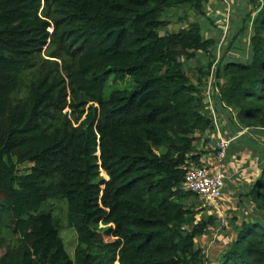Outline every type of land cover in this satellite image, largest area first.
I'll use <instances>...</instances> for the list:
<instances>
[{
    "label": "trees",
    "instance_id": "16d2710c",
    "mask_svg": "<svg viewBox=\"0 0 264 264\" xmlns=\"http://www.w3.org/2000/svg\"><path fill=\"white\" fill-rule=\"evenodd\" d=\"M206 1L0 0V264H205L194 239L220 225L183 187L195 144L218 104L264 127V0L245 61H214L195 20L164 30L167 12L199 16ZM109 75L131 87L104 95ZM244 192L259 217L228 220L211 264H264V164Z\"/></svg>",
    "mask_w": 264,
    "mask_h": 264
},
{
    "label": "crops",
    "instance_id": "0c3cea01",
    "mask_svg": "<svg viewBox=\"0 0 264 264\" xmlns=\"http://www.w3.org/2000/svg\"><path fill=\"white\" fill-rule=\"evenodd\" d=\"M253 11L256 12L257 10L252 9L248 0H207L203 5L202 14L199 15L200 17H204L201 21L199 20V22L204 23V26L198 20L195 21L199 23L204 37L216 40L207 33L208 22L216 24L218 29L216 35L224 30L235 33L232 29L237 30L242 28L243 24L246 23V15ZM193 16L195 15L193 14ZM221 36L223 38L222 33ZM231 36L232 34L230 36L226 35L224 38L228 40ZM242 57L244 61L247 59V55ZM216 108L218 114L216 116L217 128L224 137L229 139V144L221 163V170L224 174V185L221 189V194L214 200V203L206 204L209 209H212V212L209 214L212 213L215 216L220 226H210L205 236L210 234L214 228L218 229L220 227L216 231L214 238L215 240L221 239L222 241L224 236L222 232L224 231V227L228 229V220L232 219L233 216L239 217L237 213L241 211L242 205L239 210H237V206L243 201L241 200V203H238L241 199H239V195L245 193V187H249L257 178L260 174L261 165L264 164V127H241L232 116H229V112L223 107L218 104ZM199 141L202 142V139ZM211 146L212 139L209 138L203 141V146L200 148L199 162L207 171H212L216 167L211 155ZM236 193H239V195L237 196ZM227 211L231 212L228 213ZM207 259L209 261V258ZM214 261L215 259L211 258L210 264Z\"/></svg>",
    "mask_w": 264,
    "mask_h": 264
},
{
    "label": "rangeland",
    "instance_id": "374dc122",
    "mask_svg": "<svg viewBox=\"0 0 264 264\" xmlns=\"http://www.w3.org/2000/svg\"><path fill=\"white\" fill-rule=\"evenodd\" d=\"M248 3H250L252 9H254L256 6H261V4L263 3V0H256L255 3H254V0H248ZM256 3H259V4H256ZM254 15H255L254 11L248 13L245 17L246 23L243 24L242 28L237 29V30L232 29V31H234L235 33H232L229 30H224L222 32L220 31L218 35H216V33L218 31L216 24L209 23L208 21L210 19L208 17V21H207L208 22L207 23V31L208 32L207 33L210 34L211 37H214L217 40V45H216V49H215V53H214V55H215L214 61L218 60L219 57H222V58L225 57L224 59L237 58L241 61L243 59L242 56L248 55V53H249L248 37H249L250 31H251L250 29H251V24H252V20H253ZM197 17L198 16H193L192 11H188V12L183 13L182 8L170 10L169 12L166 13L168 25L164 28V30H168V31L176 30L177 28L186 25L187 21L198 20V22H199V20L201 21L202 19H204L203 16L202 17L199 16L198 18ZM199 23L204 26V23H202V22H199ZM160 33H162V32L160 31ZM221 33L223 34V38L221 36ZM231 34H232V36L228 40H226V38H224L226 35L230 36ZM229 44H232V45H229ZM198 55H199L198 58H195L189 62H184L185 67L189 66L192 68L195 65L203 63L205 60V58H204L205 55L202 53H199ZM43 58H45L47 60H53L52 58L47 57V56H43ZM242 61H244V60H242ZM130 87H131V85H130V81L128 78H126V77L125 78H114L113 75H109L106 82H105L104 88H103V94L106 95L111 89H121V88L129 89ZM202 138H204V137H202ZM199 140L195 144L194 150L196 152H200V150H201L200 148L203 146V140H202V142ZM207 150H208V147H207ZM195 165L201 166L200 163H198V164L191 163V164H189V167H194ZM28 167H29V165H27L25 163H17L15 165V171L17 170V171H24L25 172V171H27ZM240 197H242V195ZM189 200H192L191 204L193 206L195 205L194 207H197V206L201 207L197 211L196 218L206 217L207 215H209L210 212H212V209H209L208 205L204 204V202H201L198 197H190ZM238 203H241V200H239ZM234 204H236V202H234ZM248 204H247V202H244V201H242L241 204H238L237 210L240 209L241 205H242V207H241V211L238 212L237 214L238 215L245 214L247 217L248 216L249 217L254 216L256 218L259 217V214L257 215V213H255L254 211L251 212V208H253V206L250 207L249 205H251V204H249V205ZM50 207H51V211L53 213V216H54V218L57 221L58 226H59V236L61 237L62 241L64 242L65 250L69 254L68 255L69 258H71L72 253H73V248L76 244L75 232L72 228H69L65 223L63 204L59 201H51ZM227 212L229 213L231 211H227ZM211 215H213V214L211 213ZM237 220L241 221L242 216L239 217ZM219 229H220V227L218 229L214 228L213 230H211L210 234H208L207 236L204 235L203 237H199V238L194 239V245L197 247H201L204 251V255L207 258H209V261L206 258L205 264H210V259L211 258L215 259L217 254L220 252L221 248H223V244L220 243L221 239L215 240V238H214V236L216 235V231H218ZM222 235H224V238H223L224 240L230 239L233 235L231 228H229V226H228V229H225V227H224V231L222 232ZM1 252H2V249H0V254H1Z\"/></svg>",
    "mask_w": 264,
    "mask_h": 264
},
{
    "label": "built area",
    "instance_id": "2783aa9c",
    "mask_svg": "<svg viewBox=\"0 0 264 264\" xmlns=\"http://www.w3.org/2000/svg\"><path fill=\"white\" fill-rule=\"evenodd\" d=\"M206 93V101L209 102ZM213 127L205 132L204 137L212 139L211 155L216 167L207 171L202 166L189 167L183 177V187L193 193L204 204H211L221 194L224 185V174L221 170L222 159L225 156L229 139L224 137L217 128L216 114L212 111Z\"/></svg>",
    "mask_w": 264,
    "mask_h": 264
}]
</instances>
